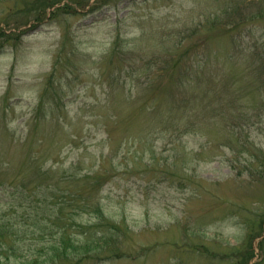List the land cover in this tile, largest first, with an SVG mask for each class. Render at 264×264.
Instances as JSON below:
<instances>
[{"label": "rangeland", "instance_id": "1", "mask_svg": "<svg viewBox=\"0 0 264 264\" xmlns=\"http://www.w3.org/2000/svg\"><path fill=\"white\" fill-rule=\"evenodd\" d=\"M231 1L0 0L2 260L65 228L111 242L58 264H264V20Z\"/></svg>", "mask_w": 264, "mask_h": 264}, {"label": "trees", "instance_id": "2", "mask_svg": "<svg viewBox=\"0 0 264 264\" xmlns=\"http://www.w3.org/2000/svg\"><path fill=\"white\" fill-rule=\"evenodd\" d=\"M227 9V7L225 8ZM228 10L231 11V14L236 13V12H241L245 18H247V20H253L255 18H260L264 20V0H232L229 4H228ZM46 13L45 11H42L40 13H38L37 17L35 20H38V18H46ZM53 15V13L50 14V16ZM147 63H151L150 61H147ZM147 67V66H146ZM148 69V67H147ZM164 95L157 98L156 100H161L164 99ZM170 96H167L166 99H170L168 98ZM155 100V102L158 104V102ZM158 109L155 111L157 112ZM169 111V110H168ZM166 111V112H168ZM158 117L160 119V122H162L163 118H162V114L161 112H159ZM191 115L193 116V112L191 110ZM191 122H189L187 125H189ZM85 178L87 180H91L90 183L94 186V188L99 189L101 183H100V178L99 177H94V176H85ZM73 199V198H72ZM77 199H81V202L84 201L85 197H83V194H81L79 196V198ZM42 201L44 203H49L48 202V198L46 196L43 197ZM39 201L36 200L34 201V204L28 202V205L23 207V213L20 215L21 217H28L29 216V209H40L42 210V212H44L45 208H42L37 206V203ZM88 208L89 210H93L94 213L98 214V217H102V211L100 209V206L98 203H91L88 201ZM91 204L95 205V208L91 207ZM22 206V204H19ZM62 209V208H61ZM11 215H17L13 213V206H9L8 209H6V213L3 216H11ZM36 214L34 215L35 219H32V226H37L39 228V231H33V234H37L41 235L44 232L42 230H40V227L36 224ZM57 221H60V218L56 219ZM102 220V219H101ZM103 221V220H102ZM102 226L106 225L104 222L101 224ZM63 232L61 233L60 237L54 242V244H52L51 246H49L44 253L43 250V254L45 255L44 259L41 261V254L39 253L36 256H33L30 259V261L27 260L22 263V264H41L39 263L40 261L42 263L45 264H58L59 262H64L66 263V261H70V260H75V258L78 257H83L85 256L90 250H92V248L96 245L100 243H106L107 240L111 242V237L108 234H101L100 236H95V235H91L88 237H85L83 240H77V239H70L68 236H64L65 234V228L62 229ZM4 235H6V237L11 238V237H19V229L17 228V226L14 225V223H9V222H1L0 223V238H2ZM108 235V237H107ZM1 245V243H0ZM10 250V249H7ZM41 252V251H40ZM3 260L0 258V264H9L8 263V258L7 256H3L2 257Z\"/></svg>", "mask_w": 264, "mask_h": 264}]
</instances>
